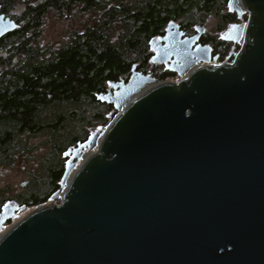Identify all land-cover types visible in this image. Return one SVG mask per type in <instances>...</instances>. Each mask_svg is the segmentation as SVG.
<instances>
[{
    "label": "water",
    "instance_id": "water-1",
    "mask_svg": "<svg viewBox=\"0 0 264 264\" xmlns=\"http://www.w3.org/2000/svg\"><path fill=\"white\" fill-rule=\"evenodd\" d=\"M227 7L246 15L223 37L233 60L216 64L203 26L168 23L149 48L180 80L134 65L96 96L110 123L63 153L58 191L0 237V264H264V0ZM16 30L0 13V40Z\"/></svg>",
    "mask_w": 264,
    "mask_h": 264
},
{
    "label": "trees",
    "instance_id": "trees-1",
    "mask_svg": "<svg viewBox=\"0 0 264 264\" xmlns=\"http://www.w3.org/2000/svg\"><path fill=\"white\" fill-rule=\"evenodd\" d=\"M229 0H0L1 14L17 30L0 40V168L29 160L43 146L50 149L27 191L13 198L0 193V213L7 204L38 208L58 191L63 153L87 140V128L107 125L111 109L97 102L110 83L125 81L135 65L146 69L149 43L168 23L185 32L220 20L218 30L237 22L222 13ZM50 15L71 27L59 45L42 44ZM202 42L233 59L239 47L206 35ZM166 76L159 78L165 81ZM42 138L40 145L31 140ZM11 223V219L7 222Z\"/></svg>",
    "mask_w": 264,
    "mask_h": 264
},
{
    "label": "rangeland",
    "instance_id": "rangeland-1",
    "mask_svg": "<svg viewBox=\"0 0 264 264\" xmlns=\"http://www.w3.org/2000/svg\"><path fill=\"white\" fill-rule=\"evenodd\" d=\"M221 12L222 13H225V12L229 13L228 7H226L225 9H222ZM245 22H246V15H243L242 18L240 20L238 19L236 23L222 27L221 30H218V27L220 25V20L217 17H215L214 15H209V16L205 17V20H204L202 26L205 28V32L208 36L215 38V40H217V41H223V37L227 33L230 32L233 25H235V24L244 25ZM70 27H71L70 23L62 22V21L56 19L54 15H50L48 17L45 25H44V28H43L42 37H41L42 44H44V45H46V44L59 45L61 42H63L65 40L66 35H67ZM235 54H234V56H235ZM234 56H233V58H234ZM232 60L230 59V57H227L225 62L229 63ZM216 64H220V61H218ZM179 80H180V78H177V79L172 80L168 83H176ZM155 84H159V83L156 82ZM150 87H152V86H150ZM111 115H112V112H110V111L105 114V118H107L109 121L108 124L110 123ZM105 126L104 125H97V126H93L91 128H87V130H86L87 138ZM30 142L32 145H40L42 143V138L32 139ZM50 155H51L50 149L48 147L43 146L41 149L34 151L30 155L31 158L29 160L18 161L15 163V165L13 167H2V168H0V193H2L3 196H5L7 198H13L14 196L18 195L19 193L27 191V188L29 187V185L33 179L34 174L41 171L44 159ZM88 155L89 154L85 155L82 158V160L80 161V163ZM49 203H51L50 200L45 205H48ZM10 205L15 206L14 204L10 203V204H7L6 207L10 206ZM16 209H17L16 214L14 217L11 218V223H6L5 226L3 227V229L0 231L1 236L4 235L17 222H19L21 219H23L25 216H27L29 213H31L32 211H34L37 208L26 209L23 213L20 212L19 207H16Z\"/></svg>",
    "mask_w": 264,
    "mask_h": 264
},
{
    "label": "flooded vegetation",
    "instance_id": "flooded-vegetation-1",
    "mask_svg": "<svg viewBox=\"0 0 264 264\" xmlns=\"http://www.w3.org/2000/svg\"><path fill=\"white\" fill-rule=\"evenodd\" d=\"M197 26H202V25H196V26H194V29H193L192 31H189V32H185V31H183L182 29H181V30L185 33V37H192V36L195 35V28H196ZM206 35H207V34H206V32H205V35L201 38V40H200L199 43H200L201 45H203V46H209V47H211L212 50H213L211 58H215V57H217V59H218V61H219V60H220V55H219L218 53H215L214 48H213L212 46L207 45V44H204V43L202 42L203 38H204ZM159 38H160V37H159ZM159 38H157V39H155V40H158ZM225 43H226V42H225ZM154 56H155V54L150 50V59H149V62H148V66H147V68H146V69L142 68V70H139V69L137 68V72H139V73L142 74L143 76H149L151 79H153L154 81H156V82H158V83H166V82H170V81L175 80V79L178 78L177 74H175L174 72L170 71V69H169V67H168V63H157V64H156V63H153V58H154ZM212 63H213V62H211V64H212ZM225 63H226V62H225ZM206 65H208V64H199L197 67L206 66ZM161 76H166L167 79H166L165 81H163V82H162V81L160 82L159 78H160ZM129 77H130V76H129ZM129 77H128L124 82H127V80L129 79ZM104 106H106V105H104ZM107 107L110 108V109H111L110 112L113 113V111H114L113 107H112V106H107ZM85 141H86V140H85ZM85 141H82V142H80V143H77V144H75L74 146L68 147V149H66V151L69 150V149H75L79 144H82V143L85 142ZM68 159H69V157H68L67 159H64V158H63V167H62V170H63V171H62V175H63V172H64V169H65V166H66V163H67ZM75 163H76V161H75Z\"/></svg>",
    "mask_w": 264,
    "mask_h": 264
},
{
    "label": "bare ground",
    "instance_id": "bare-ground-1",
    "mask_svg": "<svg viewBox=\"0 0 264 264\" xmlns=\"http://www.w3.org/2000/svg\"><path fill=\"white\" fill-rule=\"evenodd\" d=\"M240 7H242L241 5H240ZM151 87H147V88H145V90L143 91V92H145L146 90H148V89H150ZM91 154V153H90ZM1 236V235H0Z\"/></svg>",
    "mask_w": 264,
    "mask_h": 264
}]
</instances>
